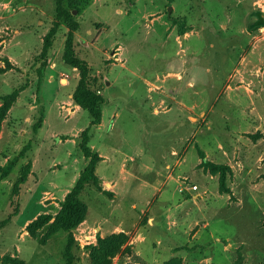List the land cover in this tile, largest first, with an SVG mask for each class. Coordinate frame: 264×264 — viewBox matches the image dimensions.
Wrapping results in <instances>:
<instances>
[{"label": "rangeland", "instance_id": "obj_1", "mask_svg": "<svg viewBox=\"0 0 264 264\" xmlns=\"http://www.w3.org/2000/svg\"><path fill=\"white\" fill-rule=\"evenodd\" d=\"M57 1L0 0V107L17 91L0 166L29 147L0 180V264H65L55 221L87 163L78 145L90 116L71 99L79 74L62 62ZM61 6L103 98L88 143L102 192L87 184L79 197L72 264H264V0Z\"/></svg>", "mask_w": 264, "mask_h": 264}, {"label": "trees", "instance_id": "obj_2", "mask_svg": "<svg viewBox=\"0 0 264 264\" xmlns=\"http://www.w3.org/2000/svg\"><path fill=\"white\" fill-rule=\"evenodd\" d=\"M62 0H58L56 4V18L57 20H62L69 26L68 33L65 39L62 62L76 69L79 74V79L76 87L71 95V99L76 106L81 109L86 110L90 116L89 127L83 130L80 134V143L78 145L84 159L86 160V166L84 170L79 174L72 189L64 196L63 202L61 204L60 210L56 217V227L58 231L63 232L66 235V243L64 247V258L65 264L73 263V253L72 250L75 246V240L73 237V231L77 226L84 220V209L79 200V197L85 186L87 184L91 185L96 191L102 192L100 187L99 178L96 175V167L101 161V157L94 151H92L89 146V130L91 127L98 126L101 122V109L100 105L103 103V98L91 90L90 86L95 83L94 79L90 77V68L87 63L78 58L73 52V38L74 32L77 30V24L72 21L71 12L66 11L61 6ZM257 24L264 25V15L257 14ZM57 25L54 24L50 29L48 34L43 39L42 55L45 56L47 50L51 46V38L56 32ZM183 30L180 34H183ZM17 96V91L12 92L7 97L3 99V104L0 107V123L4 119L7 111L9 110L11 104L13 103L15 97ZM42 124V118L39 117L37 123L32 126L34 132ZM29 150L28 145L24 146L18 155L13 159L8 160L5 165L0 166V180L7 178L12 169L16 166L17 162L24 158L26 152ZM31 164L27 163L21 171L19 178L13 186L12 194L17 195L19 192L20 185L24 184L30 173ZM4 264H26L24 261L19 259H10L8 256H4L1 259Z\"/></svg>", "mask_w": 264, "mask_h": 264}, {"label": "crops", "instance_id": "obj_3", "mask_svg": "<svg viewBox=\"0 0 264 264\" xmlns=\"http://www.w3.org/2000/svg\"><path fill=\"white\" fill-rule=\"evenodd\" d=\"M101 160H102V157H101ZM111 186V185H110ZM68 192V191H67ZM67 192L64 194V196L67 194ZM64 196H63V198H64Z\"/></svg>", "mask_w": 264, "mask_h": 264}, {"label": "built area", "instance_id": "obj_4", "mask_svg": "<svg viewBox=\"0 0 264 264\" xmlns=\"http://www.w3.org/2000/svg\"><path fill=\"white\" fill-rule=\"evenodd\" d=\"M193 189H196V186H194Z\"/></svg>", "mask_w": 264, "mask_h": 264}]
</instances>
